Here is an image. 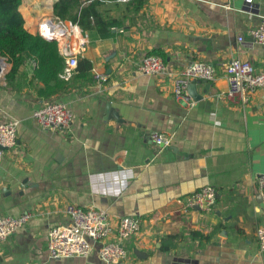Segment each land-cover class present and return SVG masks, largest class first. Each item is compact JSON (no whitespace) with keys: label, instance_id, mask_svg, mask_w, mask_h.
Wrapping results in <instances>:
<instances>
[{"label":"crops","instance_id":"crops-1","mask_svg":"<svg viewBox=\"0 0 264 264\" xmlns=\"http://www.w3.org/2000/svg\"><path fill=\"white\" fill-rule=\"evenodd\" d=\"M56 1L22 0L24 29L40 35L46 24L58 54L85 58L92 70L87 77L76 71L68 91L48 99L38 95L31 61L13 85L4 80L11 65L0 77V122H17L16 146L0 158V217L32 216L0 242V264H104L98 243L85 259L48 257V231L69 222L70 204L108 210L113 228L124 216L139 221V234L124 242L123 264H264L255 236L264 226L257 186L264 175V89L227 98L224 76L233 59L264 70V47L250 36L264 0H146L134 18L107 1L105 15L123 26L103 40L59 21ZM155 49L166 56V73L141 74L137 65ZM197 62L211 66L216 79L197 80L201 99L189 107L174 90ZM94 74L108 79L100 85ZM48 101L71 110L68 130H43L34 121L33 111ZM107 105L120 121L109 119ZM153 133L171 145L158 147ZM207 185L217 193L211 212H185L180 200ZM168 236L177 240L163 253Z\"/></svg>","mask_w":264,"mask_h":264},{"label":"built area","instance_id":"built-area-1","mask_svg":"<svg viewBox=\"0 0 264 264\" xmlns=\"http://www.w3.org/2000/svg\"><path fill=\"white\" fill-rule=\"evenodd\" d=\"M131 0H118L127 3ZM252 3V0H245ZM44 29V32H43ZM49 27L45 24L39 27L41 37H52L48 33ZM54 33V32H53ZM253 43L264 47V11L259 15V23L250 31ZM53 38V37H52ZM242 38H238L241 41ZM77 67V58L70 56L65 60V65L59 73V78L65 82L72 79ZM138 71L146 76H162L166 73V65L159 56H145L137 65ZM226 96L233 98L241 94L252 93L256 89H264V70L255 72L248 62L233 59L225 67ZM94 79L101 85L108 79L106 75L94 74ZM213 82L216 79L215 70L203 63H192L182 72L181 79L176 82L174 94L189 107L194 106V101L188 96L187 85L193 80ZM32 118L40 128L48 131L68 130L73 123L74 116L71 110L63 103L48 101L36 108ZM17 122L8 120L0 122V158L4 151L16 146ZM150 139L161 148L171 145L169 137L160 133H153ZM258 190L264 192V175L258 177ZM217 199L216 190L204 186L199 191L185 196L180 203L183 210L198 209L210 213ZM69 222L53 226L48 231L47 254L52 260L87 258L92 250L93 243L100 244L97 255L104 264H123L129 259V253L124 242L135 237L140 232L139 221L135 218L124 216L118 219L113 228L108 210L97 208H81L67 205L64 209ZM31 214L26 213L17 217H0V242L6 241L16 231L22 229L31 220ZM113 235V239L110 237ZM256 241L259 253L264 255V226L257 228Z\"/></svg>","mask_w":264,"mask_h":264},{"label":"trees","instance_id":"trees-1","mask_svg":"<svg viewBox=\"0 0 264 264\" xmlns=\"http://www.w3.org/2000/svg\"><path fill=\"white\" fill-rule=\"evenodd\" d=\"M109 1L115 9H124L137 16L146 4V0H131L120 3L118 0H57L53 5V14L61 22L76 25L82 32H94L96 38L108 39L114 34L112 30L123 26L118 19L105 15L102 7ZM22 0H0V56L11 65L5 74L6 87L13 85L17 80L20 69L29 61L33 62V79L42 84L38 95L44 99L66 93L70 81L65 82L59 78V73L65 65L54 41H47L40 35H32L24 29V21L19 12ZM159 56L163 62L166 56L162 50H153L145 56ZM3 62V63H2ZM4 64V60H1ZM92 70V64L85 58H78L76 71L81 77H87ZM75 75V74H74ZM73 78V77H72ZM200 240L208 241L209 237L191 234ZM176 237L161 239L160 251L168 252L175 246Z\"/></svg>","mask_w":264,"mask_h":264},{"label":"water","instance_id":"water-1","mask_svg":"<svg viewBox=\"0 0 264 264\" xmlns=\"http://www.w3.org/2000/svg\"><path fill=\"white\" fill-rule=\"evenodd\" d=\"M45 40L47 41H54V39L52 37H44ZM6 65L5 63L3 65L0 64V77H3L5 74V69ZM197 83L196 79L191 80L188 85H187V93L188 96L193 100V101H199L201 99V96H199L196 92V88L195 85ZM207 88L209 87V85L206 86ZM106 115H108L110 120H115V121H120V118L118 116L117 112H114L112 110V108L110 107V105H107V109L105 111ZM122 264V263H121Z\"/></svg>","mask_w":264,"mask_h":264},{"label":"rangeland","instance_id":"rangeland-1","mask_svg":"<svg viewBox=\"0 0 264 264\" xmlns=\"http://www.w3.org/2000/svg\"><path fill=\"white\" fill-rule=\"evenodd\" d=\"M0 58L4 60V63H5V65H6V68H5V69L8 70V68H9V64L7 63L6 59L3 58V57H1V56H0Z\"/></svg>","mask_w":264,"mask_h":264},{"label":"bare ground","instance_id":"bare-ground-1","mask_svg":"<svg viewBox=\"0 0 264 264\" xmlns=\"http://www.w3.org/2000/svg\"><path fill=\"white\" fill-rule=\"evenodd\" d=\"M58 31L60 32V30H58ZM1 60H3V59L0 58V64L3 65V64H2L3 62L1 63Z\"/></svg>","mask_w":264,"mask_h":264}]
</instances>
